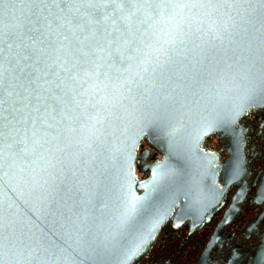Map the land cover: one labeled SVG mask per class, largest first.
<instances>
[{"label":"water","instance_id":"95a60500","mask_svg":"<svg viewBox=\"0 0 264 264\" xmlns=\"http://www.w3.org/2000/svg\"><path fill=\"white\" fill-rule=\"evenodd\" d=\"M116 8L0 4L3 264H135L167 225L210 222L234 185L218 230L246 198L243 121L264 110V0ZM102 16L112 18L96 24ZM53 96L64 114L45 112ZM212 135L226 159L207 147ZM246 264H264V235Z\"/></svg>","mask_w":264,"mask_h":264},{"label":"flooded vegetation","instance_id":"af4514ba","mask_svg":"<svg viewBox=\"0 0 264 264\" xmlns=\"http://www.w3.org/2000/svg\"><path fill=\"white\" fill-rule=\"evenodd\" d=\"M256 117L258 126L254 122ZM243 123L247 132L246 172L242 181L248 190L231 223L218 230V223L239 184L231 187L224 207L210 222L192 233L187 227L175 231L167 225L135 264H246L256 254L264 235V202L258 203L256 199L264 174V110L252 112ZM208 246H211L209 251ZM204 254L203 261L198 262Z\"/></svg>","mask_w":264,"mask_h":264},{"label":"snow or ice","instance_id":"6c2138e0","mask_svg":"<svg viewBox=\"0 0 264 264\" xmlns=\"http://www.w3.org/2000/svg\"><path fill=\"white\" fill-rule=\"evenodd\" d=\"M31 2H35V3H42L44 2V0H31ZM53 2H57V0H53ZM63 2L67 3L68 0H63ZM74 2V0H73ZM85 2H99L100 4L103 5H116V11H120L122 9V6L125 3L128 4H135L138 2V0H85ZM145 3H149L150 0H144ZM169 2H171V0H169ZM213 2V0H175V7L176 8H180L185 6L188 3H193V4H211ZM4 3V0H0V4ZM112 15H115V12L112 13ZM111 16H102L101 19H98L95 21L96 24H102L104 21H107L109 19H111ZM130 18V17H129ZM113 23H115V20L112 21ZM3 21L0 20V24H2ZM50 23V22H49ZM115 30V29H114ZM34 31H39V29H34ZM108 35L110 36L111 33L109 32ZM65 39H67V37H65ZM116 40H109L108 43V47H111V45L113 43H115ZM125 43H127V41H125ZM104 48H99V49H93V51H104ZM80 53L82 56H88L90 53L88 51H86L83 47H81L79 49ZM145 61L144 63L147 64V66L143 67V71L148 72L150 70V68L154 69V65L152 64V53L150 52H146L145 54ZM155 60L157 63H159V56L155 57ZM262 60H264V57H262ZM96 75H99V73L97 72ZM39 79V76H36L33 78V80L31 81L32 83H35L36 80ZM73 79H75V77H73ZM37 101H40L41 97L37 96L36 97ZM53 101H55V103H51V104H47V107L45 108V112L48 113L49 115H52L53 113H57L59 112L60 114H64V109L63 107L60 106L61 101L59 98L53 96L52 97ZM48 98L44 97V102L47 103ZM4 101L2 99V97H0V107H2ZM79 103V102H78ZM37 111H39V109H37ZM3 119H5V117L3 116V112L0 111V121H2ZM53 119H55V116H53ZM46 122V121H45ZM73 131H75V129H72ZM0 247H2V243H0ZM0 264H3V260L0 259Z\"/></svg>","mask_w":264,"mask_h":264},{"label":"built area","instance_id":"2783aa9c","mask_svg":"<svg viewBox=\"0 0 264 264\" xmlns=\"http://www.w3.org/2000/svg\"><path fill=\"white\" fill-rule=\"evenodd\" d=\"M246 119V118H245ZM244 119V121H245ZM243 121V122H244ZM217 138V140L215 139ZM206 145L209 149L216 151L222 160L227 158V151L225 146L220 142L219 138L216 135H212L210 136L207 140H206ZM152 154L154 155L155 158H161V155L156 153L154 150H152ZM136 176L139 179H143L144 178V173L141 172L140 170L136 169Z\"/></svg>","mask_w":264,"mask_h":264},{"label":"rangeland","instance_id":"374dc122","mask_svg":"<svg viewBox=\"0 0 264 264\" xmlns=\"http://www.w3.org/2000/svg\"><path fill=\"white\" fill-rule=\"evenodd\" d=\"M254 122H255L256 126L259 125V119H258L257 117L255 118ZM255 137H256V136H255ZM215 139L217 140V138H215ZM250 147H251V146H250Z\"/></svg>","mask_w":264,"mask_h":264}]
</instances>
